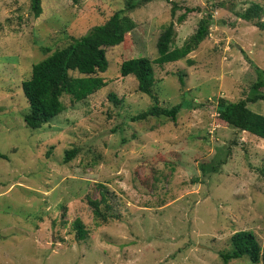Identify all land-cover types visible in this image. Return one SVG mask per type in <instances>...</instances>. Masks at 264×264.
Masks as SVG:
<instances>
[{"label": "rangeland", "instance_id": "1", "mask_svg": "<svg viewBox=\"0 0 264 264\" xmlns=\"http://www.w3.org/2000/svg\"><path fill=\"white\" fill-rule=\"evenodd\" d=\"M126 1L41 0L36 17L32 0H0V264H263L222 253L238 230L256 233L264 248V138L229 125L216 107L220 97H246L255 67L264 69V30L239 16L258 3L264 19V0H153L131 10ZM118 10L137 26L107 48L109 67L98 73L107 84L81 101L64 95L60 114L27 126L22 81L33 64ZM208 15L198 48L154 63V93L161 106L181 105L176 120H132L153 99L133 74L121 75L122 61L157 57L170 20L172 47L181 46ZM248 106L264 114V99ZM203 162L218 168L204 172ZM102 190L108 222L90 203ZM76 219L88 229L83 239Z\"/></svg>", "mask_w": 264, "mask_h": 264}, {"label": "trees", "instance_id": "2", "mask_svg": "<svg viewBox=\"0 0 264 264\" xmlns=\"http://www.w3.org/2000/svg\"><path fill=\"white\" fill-rule=\"evenodd\" d=\"M76 1L74 0V2ZM150 1L153 0H127L126 5L131 10L135 6ZM172 3L171 12L172 16H175L180 5L173 1ZM32 9L34 15L39 17L43 11L41 0H32ZM187 11H190V8ZM187 11L177 17L179 22L185 19ZM261 11L262 6L253 3L244 12H240L239 16L245 20L253 21L257 27L264 30ZM211 20V15L202 18L196 32L187 38L181 46L175 47H172L176 33L175 22L170 20L164 24L157 39V57L135 56L122 61L121 75L133 74L138 81V90L150 95L153 99V104L147 110L133 115L132 120H145L152 116H166L176 120L181 105L161 106L157 94L154 93L153 88L157 80L154 63L162 66L185 58L189 52L198 48L199 44L208 36ZM136 26V21L125 10H118L105 22L93 26L83 35L71 36L67 44L34 63L30 78L22 81L23 92L29 103L28 111L24 114L26 125L38 129L50 122L66 108L62 98L64 95H69L72 101H81L104 87L107 80L98 73L106 71L109 67L107 48L126 41L129 33ZM45 49L50 51L49 47ZM255 69L257 79L252 83L249 94L238 100L220 97L216 108L220 118L229 125L264 138V114L256 112L248 106L250 101L264 99V69L259 66H256ZM74 71L79 74H72ZM183 76L181 73L182 83H184ZM77 150V147L67 149L64 161L69 162L76 155ZM0 157H6V155L0 152ZM208 168L217 170L218 165L213 164L209 167L203 162L204 172ZM90 203L96 218L108 222L107 212L104 211V208L111 207L107 192L102 190L101 198L92 199ZM103 205L105 206L103 207ZM75 226L79 239L88 236V229L81 219H76ZM231 243L232 251L222 253L226 262L247 254L253 263L262 262L264 264V248L253 231L238 230L234 232L231 236Z\"/></svg>", "mask_w": 264, "mask_h": 264}]
</instances>
